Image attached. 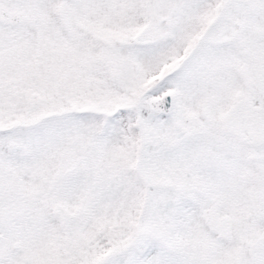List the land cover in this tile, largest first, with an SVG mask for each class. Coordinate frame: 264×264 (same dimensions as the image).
<instances>
[{"label":"snow or ice","instance_id":"6c2138e0","mask_svg":"<svg viewBox=\"0 0 264 264\" xmlns=\"http://www.w3.org/2000/svg\"><path fill=\"white\" fill-rule=\"evenodd\" d=\"M0 264H264V0H0Z\"/></svg>","mask_w":264,"mask_h":264}]
</instances>
